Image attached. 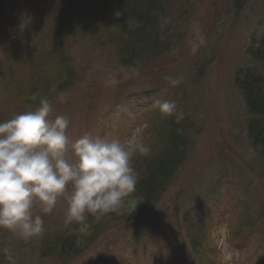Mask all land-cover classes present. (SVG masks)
Returning <instances> with one entry per match:
<instances>
[{"label": "rangeland", "instance_id": "1", "mask_svg": "<svg viewBox=\"0 0 264 264\" xmlns=\"http://www.w3.org/2000/svg\"><path fill=\"white\" fill-rule=\"evenodd\" d=\"M82 2L94 6L92 26L66 32L64 53L69 54L75 75L51 94L50 118L63 115L69 120L70 139L91 133L122 143H145L151 119L163 114L154 103L143 100L142 92L162 83L167 91L173 89V98L183 103L192 123L187 159L175 183L135 223L114 215L101 220L93 232L83 222L64 227L66 204L60 198L51 213H43L39 205L33 208L44 220L41 237L23 240L0 229V250L9 249L15 264H264V169L247 142L249 117L234 86V73L251 65L247 52L264 35V0H247L239 12L230 0L164 1L161 23L174 44L150 65L154 69L136 66L132 70L119 67L110 38L120 18L114 17L115 0ZM62 3L0 0V108L11 105L15 97L11 82L17 73L7 71L11 65L7 59L30 57L41 47L39 38L49 39L39 34ZM202 64V74L193 76V68ZM109 75L119 83L105 86ZM166 77L181 82L172 86ZM25 103L29 108L16 102L10 115L33 111L39 101L26 98ZM239 204L244 212L251 209L243 217L256 221L257 241L247 239V234H253L250 228L231 236L229 226L240 211ZM189 212L203 222L210 216L209 224L214 226L205 227L209 248L203 249L202 256L190 253L179 225L183 218L188 221ZM68 231L73 237L65 235ZM60 244H67L64 251ZM0 264H10L3 251Z\"/></svg>", "mask_w": 264, "mask_h": 264}, {"label": "trees", "instance_id": "2", "mask_svg": "<svg viewBox=\"0 0 264 264\" xmlns=\"http://www.w3.org/2000/svg\"><path fill=\"white\" fill-rule=\"evenodd\" d=\"M164 1L166 2V0H115L118 12L114 10V17L116 14L120 15V18L113 27L110 38L111 41L113 39L119 67L121 66L123 70H132L131 68L136 66L139 68L150 66L167 53L168 46L174 44L166 27L161 23L165 15L163 10L167 5ZM230 1L236 12H239L247 2V0ZM93 9V5L84 4L82 0H63L62 5L57 6L50 20H46L47 24L39 34L40 37L46 34L49 39L45 36V39L39 38L41 47L36 48V52L30 57L21 59L19 55H16L12 60L7 59V65L11 63L7 71L10 74L13 71L17 73V78L11 82L15 97L11 105L5 104L0 108V122L13 117L10 113L13 112L16 102L28 107L26 105L28 103H25L26 98L39 101L42 97H46L50 100L52 93L61 90L72 80L75 75L73 64L70 63L69 54L64 53L66 32L68 35L72 28L75 30L82 28L81 30L84 31L90 29L92 26L90 18L94 15ZM256 41V48L252 47V50L250 48L247 52L251 65L234 73V86L249 117L245 127L247 142L264 169V35ZM163 49L165 51L162 53ZM149 68L154 69L155 66ZM204 68L203 64L197 65L191 74L199 77ZM24 72H26L25 75ZM142 96L143 100L151 103L157 100L174 102L177 112L183 113V119L177 121L175 116L164 114L158 116L157 122H155L157 119H151L152 123L144 132L148 137L144 144L149 145L151 151L146 156L139 154L133 156L132 166L137 174V184L136 191L127 198L128 206L118 212L108 213L99 220L93 215H88L83 225L90 232L96 230L101 220L112 218L114 215L118 217L121 215V220L127 223H135L140 215L152 209L167 189L175 183L187 159L191 144L188 131L192 129V123L186 116L183 103L180 101L176 103L173 98V89L170 92L167 91L162 83L142 92ZM243 196H248V193L244 192ZM135 207L134 211L129 210ZM238 207L240 211L232 219L234 224L229 226L232 230L231 236L243 232L242 228H250L253 234H247V239L257 241L255 236L259 234L258 230L254 229L256 221L243 217L245 213L250 214L251 209L245 208L244 212L242 205L239 204ZM194 213L186 214L188 221L183 218L179 225L185 231L184 237L188 242L190 253L195 252L202 256L203 249L209 248L210 233L206 232V228L212 230L214 226L209 224L210 216L206 222H203V219L196 218ZM246 220L248 224H245ZM65 235L72 236L73 232L68 231ZM66 245L60 244V249L64 251Z\"/></svg>", "mask_w": 264, "mask_h": 264}, {"label": "clouds", "instance_id": "3", "mask_svg": "<svg viewBox=\"0 0 264 264\" xmlns=\"http://www.w3.org/2000/svg\"><path fill=\"white\" fill-rule=\"evenodd\" d=\"M166 79L172 86L181 82ZM118 83L114 75L104 80L105 86ZM154 103L165 116L183 119L174 102ZM52 111L50 100L42 97L35 110L0 122V229L23 240L45 232L42 216L33 212L35 205L43 213H51L63 198L65 226L82 223L88 215L99 220L127 207V198L137 184L133 156H146L151 151L140 141L122 143L99 134L70 139L69 120L63 115L51 119ZM0 251L15 264L9 249Z\"/></svg>", "mask_w": 264, "mask_h": 264}]
</instances>
